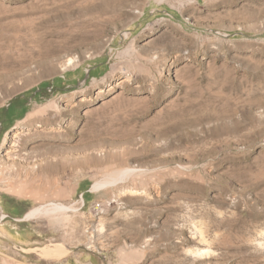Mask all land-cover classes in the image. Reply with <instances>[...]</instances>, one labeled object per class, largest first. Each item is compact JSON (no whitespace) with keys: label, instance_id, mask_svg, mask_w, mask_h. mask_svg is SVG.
Here are the masks:
<instances>
[{"label":"rangeland","instance_id":"374dc122","mask_svg":"<svg viewBox=\"0 0 264 264\" xmlns=\"http://www.w3.org/2000/svg\"><path fill=\"white\" fill-rule=\"evenodd\" d=\"M0 211V264H264V0H0Z\"/></svg>","mask_w":264,"mask_h":264},{"label":"bare ground","instance_id":"6f19581e","mask_svg":"<svg viewBox=\"0 0 264 264\" xmlns=\"http://www.w3.org/2000/svg\"><path fill=\"white\" fill-rule=\"evenodd\" d=\"M73 63H74L73 59H68L66 65H71ZM50 150H52V149H50ZM9 157H11V155H9ZM52 158L53 157H49L48 159H52ZM55 168H56V163L53 160H49L47 162L46 167H45V169L48 172L53 171ZM41 169L38 172H34V173H36L38 175V173L41 171ZM30 174L32 175V173H27L26 175L29 176ZM49 206H50V208L44 209L42 207L39 209H32V210L28 211L24 215V217L21 218V221L27 222L29 220L36 219V217L41 216L42 213L45 211L61 208L60 206H56V205H49ZM9 224L10 223L7 222L6 224L0 225V231H1L0 237H9L11 239L18 240L17 237L21 236L20 233L19 232L16 233V232H13V231L7 229L6 226ZM195 233H196V237L195 236L194 237L196 238L198 247H196L195 249H192V250H188V253L191 254V256L193 258L202 259L205 256H209L211 253H210L209 249L205 247L207 242H206L205 236L203 235L204 234L203 231L202 230H195ZM39 252L42 256L47 257V258L48 257H55V256L62 257L66 254V251H64V249L61 248V246L59 244H55L54 246H44L43 248L39 249Z\"/></svg>","mask_w":264,"mask_h":264},{"label":"built area","instance_id":"2783aa9c","mask_svg":"<svg viewBox=\"0 0 264 264\" xmlns=\"http://www.w3.org/2000/svg\"><path fill=\"white\" fill-rule=\"evenodd\" d=\"M7 219H8V215L3 213V211H0V224L7 221Z\"/></svg>","mask_w":264,"mask_h":264},{"label":"clouds","instance_id":"9594fccd","mask_svg":"<svg viewBox=\"0 0 264 264\" xmlns=\"http://www.w3.org/2000/svg\"><path fill=\"white\" fill-rule=\"evenodd\" d=\"M257 243L260 247H264V242L258 241Z\"/></svg>","mask_w":264,"mask_h":264},{"label":"trees","instance_id":"16d2710c","mask_svg":"<svg viewBox=\"0 0 264 264\" xmlns=\"http://www.w3.org/2000/svg\"><path fill=\"white\" fill-rule=\"evenodd\" d=\"M10 116H8V118H9Z\"/></svg>","mask_w":264,"mask_h":264},{"label":"flooded vegetation","instance_id":"af4514ba","mask_svg":"<svg viewBox=\"0 0 264 264\" xmlns=\"http://www.w3.org/2000/svg\"><path fill=\"white\" fill-rule=\"evenodd\" d=\"M9 111V110H8Z\"/></svg>","mask_w":264,"mask_h":264}]
</instances>
